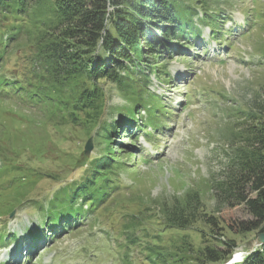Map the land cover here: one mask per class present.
<instances>
[{"label":"rangeland","instance_id":"obj_1","mask_svg":"<svg viewBox=\"0 0 264 264\" xmlns=\"http://www.w3.org/2000/svg\"><path fill=\"white\" fill-rule=\"evenodd\" d=\"M221 2L232 16L223 23L221 43L210 39L209 27L202 25L200 39L184 48L177 44L167 50L163 69L169 75L163 74V79L151 74L146 87L145 72L131 69L135 77L129 76L128 82H138L142 89L138 100L151 99L150 92H154L172 109L164 117L167 124L153 131L147 142L140 135L133 148L126 146L130 143L127 132L124 134L128 125L121 122L126 118L122 107L129 101L115 82L102 80L99 84L105 104L100 126L91 121L85 124L87 113L73 119L59 106L41 109L16 99H0V230L5 225L12 234L29 238V229L38 226L42 218L36 207L79 176L78 163L105 150L106 144L99 139L105 123L117 126L119 133L114 135L113 130L110 134V152L120 168L119 190L110 204L114 207H104L106 210L95 215V224L85 220L77 230L47 235V241H40L30 253L24 251L25 238L21 250L20 245L6 239L0 242V264H123L122 255L126 257L128 249L130 256L142 257L150 253L152 234L158 233L156 222L145 218L162 202L184 200L190 190L200 192L208 209L222 217L226 226L251 218L243 204H217L210 181L224 173L227 153L238 145V141L231 144L227 135V115L233 108L253 105L255 100L259 104L264 92V0ZM246 14L256 21L252 29L245 23ZM24 44L0 46V54L8 57L10 65L22 64V59L31 56ZM128 133H132L131 128ZM90 138L93 145L87 154L85 146ZM147 201H153L156 208L147 207ZM10 208L15 211L13 216ZM110 212L113 216L107 217ZM132 214L139 222L129 228ZM222 231L214 234L216 238L238 243L231 257L242 249L254 252L261 245L259 234H264H238L229 228ZM163 232H167L163 235L166 244L159 245L171 249L167 240L175 230ZM190 235L199 244L196 229ZM168 247L170 258L173 252ZM184 254L185 259L178 264H200ZM243 254L235 255L238 262L234 264L245 262Z\"/></svg>","mask_w":264,"mask_h":264},{"label":"trees","instance_id":"obj_2","mask_svg":"<svg viewBox=\"0 0 264 264\" xmlns=\"http://www.w3.org/2000/svg\"><path fill=\"white\" fill-rule=\"evenodd\" d=\"M221 1L226 5L232 2L0 0V46L25 43L22 47L31 53L22 59V64L13 65L0 54V99H16L41 109L59 106L73 119L87 113L83 117L88 118L85 124L91 121L100 126L105 104L103 87L99 84L102 80L115 82L129 101L122 107L126 118L121 125L135 126L131 134L128 128L124 129L126 139L130 140L126 146L133 148L140 134L149 139L153 131L164 127L167 123L164 117L172 110L154 92H150L151 99L138 100L137 94L142 89L138 82L134 85L128 82L129 76L135 77L131 69L137 67L145 72L147 87L151 74L159 79L168 74L163 69L167 50L177 44L184 48L190 41L200 39L202 25L210 27L211 39L221 42L223 23L230 18ZM246 23L252 29L256 21L246 14ZM121 72L125 75H120ZM260 100L259 104L255 100L253 105L233 108L227 115V135L231 144L238 141V145L227 153L224 173L210 181L217 204H243L251 218L226 226L222 217L208 209L200 192L192 190L184 200L162 202L157 208L153 201L144 202L147 207L154 205L157 209L145 220L155 221L158 233L152 234L150 253L135 258L128 249L126 257L122 255L123 264H178L185 259L184 253L188 254V260L200 264H223L229 261L238 243L234 239L216 238L215 233L221 234L225 228L238 234L264 232V92ZM101 130L99 139L106 144L105 150L78 163L79 176L36 207L43 217L41 225L31 230L35 239L43 234L39 229L53 232L61 226L68 232L81 228L85 220L95 224V215L106 207H114L110 204L119 190L120 168L110 152V134L113 130L114 135L119 132L116 123H105ZM109 215L113 216L111 212L106 216ZM138 222L139 218L132 214L128 227ZM193 229L200 235L199 244L190 235ZM166 230H175L167 240L171 249L159 245L166 244L163 236ZM217 239L222 241L220 245ZM166 246L173 252L170 258ZM243 264H264V242L245 256Z\"/></svg>","mask_w":264,"mask_h":264},{"label":"water","instance_id":"obj_3","mask_svg":"<svg viewBox=\"0 0 264 264\" xmlns=\"http://www.w3.org/2000/svg\"><path fill=\"white\" fill-rule=\"evenodd\" d=\"M92 138H90L85 146V150L86 153L89 154L90 151L92 150ZM14 210L10 213V216H12L14 214ZM258 240L260 241V243L264 242V234H259Z\"/></svg>","mask_w":264,"mask_h":264},{"label":"bare ground","instance_id":"obj_4","mask_svg":"<svg viewBox=\"0 0 264 264\" xmlns=\"http://www.w3.org/2000/svg\"><path fill=\"white\" fill-rule=\"evenodd\" d=\"M239 256V255H238ZM237 258V257H236Z\"/></svg>","mask_w":264,"mask_h":264}]
</instances>
